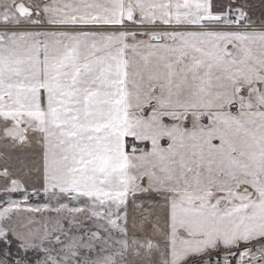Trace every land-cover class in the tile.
<instances>
[{
    "label": "snow or ice",
    "instance_id": "6c2138e0",
    "mask_svg": "<svg viewBox=\"0 0 264 264\" xmlns=\"http://www.w3.org/2000/svg\"><path fill=\"white\" fill-rule=\"evenodd\" d=\"M0 264H264V0H0Z\"/></svg>",
    "mask_w": 264,
    "mask_h": 264
},
{
    "label": "rangeland",
    "instance_id": "374dc122",
    "mask_svg": "<svg viewBox=\"0 0 264 264\" xmlns=\"http://www.w3.org/2000/svg\"><path fill=\"white\" fill-rule=\"evenodd\" d=\"M13 198L19 199L20 198V194L19 193L14 194ZM44 202H45V197H43V196H41L39 198H35V197L31 198L30 201H29V203H31V204H42Z\"/></svg>",
    "mask_w": 264,
    "mask_h": 264
}]
</instances>
